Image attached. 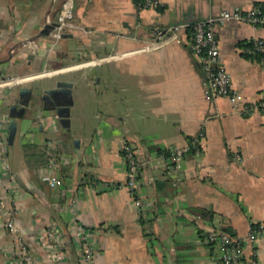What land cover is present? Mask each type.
Masks as SVG:
<instances>
[{"label":"crops","instance_id":"1","mask_svg":"<svg viewBox=\"0 0 264 264\" xmlns=\"http://www.w3.org/2000/svg\"><path fill=\"white\" fill-rule=\"evenodd\" d=\"M62 1L0 0V77L31 75L0 87V264H19L18 240L43 264H83L71 206L91 232L96 264H217L207 229L242 238L264 221V109L241 114L210 91L192 27H170L264 0H76L73 25L56 37ZM214 31L233 87L258 99L264 59L247 45L264 41V26L228 19ZM59 79L73 83L69 127L32 97L10 143L3 118L19 88L39 92ZM200 131L180 167L166 164L163 150ZM124 139L137 145L142 206L124 184ZM243 262L264 264V234L245 245Z\"/></svg>","mask_w":264,"mask_h":264},{"label":"built area","instance_id":"2","mask_svg":"<svg viewBox=\"0 0 264 264\" xmlns=\"http://www.w3.org/2000/svg\"><path fill=\"white\" fill-rule=\"evenodd\" d=\"M75 1L76 0L62 1L56 15L54 33L56 37H59L67 27L73 25L72 19L74 17ZM143 5L145 7H158L160 5V0H144ZM228 19L264 26V10L259 4H255L245 10L241 8L222 10L216 14L196 19L192 22L175 24L170 27V30H176L182 25H191L193 35L190 42V49L199 61V66L207 80L210 91L216 95L226 97L232 108L241 114H248L258 109L263 110L264 94L254 101H247L242 92L233 87L230 73L220 61L219 46L214 27L216 24L222 23ZM160 37L161 35H159V38ZM170 37H174V33H171L165 39ZM253 48L259 52L264 59V41L262 39L255 40ZM30 76L31 75L23 74L6 80H2L3 77H0V86L10 81L21 82ZM16 101L17 100L14 99L13 102ZM3 119L5 126L4 132L5 136H7L9 122L8 114L4 115ZM201 136L202 131L191 139L189 145L185 147H171L169 149L170 155L167 157L165 156L166 164L174 168L180 167L184 153L190 148L197 149ZM120 153L125 165L124 184L132 193L135 204L137 206H142L143 201L137 194L140 187L141 161L137 154V145L135 141L131 139L122 140ZM0 156L4 166H6V148L2 145L1 141ZM237 157L240 158L239 155H237ZM49 161L51 165L59 164V161L52 157H50ZM48 181L50 184H61L60 180H54L53 178H50ZM0 203L2 204L3 202L0 201ZM70 210L72 214L71 227L78 240V248L82 263L96 264L95 258L97 250L91 239V232L79 221L73 206L70 207ZM5 226L12 232L17 233L19 231L18 224L13 218H8L5 221ZM259 234H264V221L252 223L247 235L242 238L231 235L220 226H213L205 231L204 239L215 249L217 264H244V247L247 243L254 242ZM47 235L49 241L55 239L54 233L51 230L47 231ZM18 248L21 254L19 264H43L41 261L35 260L23 241L18 240ZM61 257L62 250L59 246L56 249L55 259L60 260Z\"/></svg>","mask_w":264,"mask_h":264},{"label":"water","instance_id":"3","mask_svg":"<svg viewBox=\"0 0 264 264\" xmlns=\"http://www.w3.org/2000/svg\"><path fill=\"white\" fill-rule=\"evenodd\" d=\"M56 23H54V26ZM52 28V26H51ZM28 57H31L29 55ZM73 83L66 79L57 80L53 86L46 87L39 92H34L30 87L22 86L18 90V99L7 107L9 116L8 141L11 143L17 131L19 119H24L26 108L32 97L42 101L44 108L49 110L51 116L57 118L63 127L68 128L70 123V106L73 104Z\"/></svg>","mask_w":264,"mask_h":264},{"label":"trees","instance_id":"4","mask_svg":"<svg viewBox=\"0 0 264 264\" xmlns=\"http://www.w3.org/2000/svg\"><path fill=\"white\" fill-rule=\"evenodd\" d=\"M140 2H141V4L143 5V3H144V0H139ZM261 7L263 8V10H264V4H261ZM191 26V25H190ZM248 48H253L254 47V44H253V42H249L248 43ZM258 53V52H257ZM31 147V145H25V147ZM42 149V153H43V155H45V157H44V161H47L48 160V155H47V151H46V149L44 148V147H42L41 148ZM163 153H164V155L167 157V156H169L170 155V150L169 149H166V150H163L162 151ZM200 212H204L202 209H198Z\"/></svg>","mask_w":264,"mask_h":264},{"label":"rangeland","instance_id":"5","mask_svg":"<svg viewBox=\"0 0 264 264\" xmlns=\"http://www.w3.org/2000/svg\"><path fill=\"white\" fill-rule=\"evenodd\" d=\"M46 70H40L38 73H44ZM50 71V70H49ZM6 80V79H9V76H4L3 78H2V80ZM25 82V80L22 82V83H24ZM3 86H6V84H4V85H2V86H0V87H3Z\"/></svg>","mask_w":264,"mask_h":264}]
</instances>
